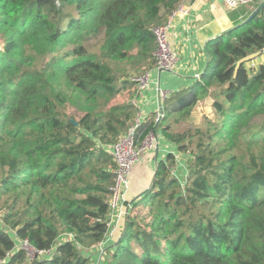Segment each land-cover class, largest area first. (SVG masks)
I'll list each match as a JSON object with an SVG mask.
<instances>
[{"label": "trees", "instance_id": "16d2710c", "mask_svg": "<svg viewBox=\"0 0 264 264\" xmlns=\"http://www.w3.org/2000/svg\"><path fill=\"white\" fill-rule=\"evenodd\" d=\"M182 1L0 0V264H92L85 251L109 230L108 148L136 118V79L156 68L153 31ZM241 7L234 25L252 12ZM205 48L157 124L185 175L174 154L157 162L102 264H264V9ZM155 125L137 128L136 148Z\"/></svg>", "mask_w": 264, "mask_h": 264}, {"label": "crops", "instance_id": "0c3cea01", "mask_svg": "<svg viewBox=\"0 0 264 264\" xmlns=\"http://www.w3.org/2000/svg\"><path fill=\"white\" fill-rule=\"evenodd\" d=\"M183 7L185 14L177 15L167 27V39L171 48L177 53L176 68L172 73L156 68L147 73L148 85L138 89L133 100L137 109L136 117H140L141 120L153 119L162 108L157 89L168 92L178 91L189 86L201 75L208 61L203 50L204 43L233 27L235 19L238 18H235L234 10L230 11L225 7L222 0H184ZM248 10H253V7L248 8ZM242 17L240 15L239 18ZM259 61H264V54L254 57L253 63ZM180 124L182 123L175 126V132L179 133L186 130L178 131L177 127ZM155 132L157 134L156 145L141 150L138 162L131 168L127 187L119 199L117 212L120 216L112 223L108 239L112 235L116 238L120 229L123 230L122 226L128 204L139 200L142 194L150 188L157 162L171 153L174 154L178 163L182 162V166L184 164L185 154L177 152L174 145L162 137L157 127ZM140 148L142 149V145ZM177 171H180V175H176L177 178L185 175L184 166L183 169L180 167Z\"/></svg>", "mask_w": 264, "mask_h": 264}, {"label": "built area", "instance_id": "2783aa9c", "mask_svg": "<svg viewBox=\"0 0 264 264\" xmlns=\"http://www.w3.org/2000/svg\"><path fill=\"white\" fill-rule=\"evenodd\" d=\"M183 1L181 5L169 16L166 25L156 28L153 31L157 42L154 56L156 59V69L158 70L172 73L176 68L178 59L177 53L171 48L170 43L167 39V27L177 15L185 14ZM257 1L260 2L261 0H222L225 7L230 11L236 10L241 6H246ZM136 81L138 82L139 90L146 87L148 85V74L137 78ZM169 93L170 92L168 91L157 89L158 98L161 102L166 99ZM161 117L162 111L157 112L154 117L155 122L158 123ZM145 121H148V119L141 120L140 117H136L133 124L124 133V135L119 138L116 144L108 148V152L110 153L116 164V169L114 171V184L111 188L112 197L109 201L110 212L107 222V226L109 228L108 234L110 233V230L112 228V223H114L115 220H117L120 216V214L117 212L119 199L121 198L124 189L127 187L128 176L131 172L132 166L139 160L140 151L144 148H152L157 143V134L153 129L142 142V149L136 148L134 146L133 142L135 131ZM130 205L131 204H128L126 209H129ZM127 212L128 210L125 212V216ZM108 234L106 235V238ZM22 248L24 250H26L25 248H27L28 251H30L29 257L33 256L34 252L31 251L30 248L26 246V244H23ZM49 252L50 251L38 252L37 254L40 256H44L48 255Z\"/></svg>", "mask_w": 264, "mask_h": 264}, {"label": "rangeland", "instance_id": "374dc122", "mask_svg": "<svg viewBox=\"0 0 264 264\" xmlns=\"http://www.w3.org/2000/svg\"><path fill=\"white\" fill-rule=\"evenodd\" d=\"M258 2V1H257ZM256 2H254V3H251V4H248V5H246V6H242L241 7V9H243L244 11H247L248 10V8L250 9L251 7H253L254 6V4H255ZM0 48H1V45H0ZM208 105L206 104V105H203V106H200L199 107V109L198 110H196L195 111V114H194V118H193V120H192V122H199V121H202V119H203V115L204 114H208L209 113V108L207 107ZM161 120V119H160ZM159 120V121H160ZM192 122L190 121V122H182V124H180L178 127H177V130L178 131H182V130H184V129H187V128H189L190 127V124H192ZM181 167V169H183V166H182V162H179L178 163V166H177V169L178 168H180ZM177 169L174 171V175L176 176H178V174H179V172L180 171H177ZM180 175V174H179ZM127 215V214H126ZM1 216V215H0ZM123 226H124V224H123ZM122 226V227H123ZM121 230H122V228L120 229V231L118 232V234H117V236H116V238H115V236L114 235H112V237L110 238V239H108V236H107V238H106V240L101 244V245H98L97 247H93V248H90V249H88V250H86L85 252H87L86 254L87 255H91L90 257H91V263L92 264H102V259H103V257H102V255H103V252H104V248H106V247H110V246H112L113 245V243L114 242H118L119 240H118V238H120L121 237ZM113 236H114V238H113ZM26 249V251H27V255L28 256H30V251H28V249L27 248H25ZM102 250V251H101Z\"/></svg>", "mask_w": 264, "mask_h": 264}, {"label": "water", "instance_id": "95a60500", "mask_svg": "<svg viewBox=\"0 0 264 264\" xmlns=\"http://www.w3.org/2000/svg\"><path fill=\"white\" fill-rule=\"evenodd\" d=\"M263 9H264V0H261L260 2H259V4L252 10V12L249 14V16L245 19V20H243L242 22H240L239 24H236V25H234L233 27H231V28H229L228 30H226L225 32H222L221 34H219V35H217V36H220V35H223V34H225V33H227V32H229V31H231V30H233V29H235V28H238L239 26H241V25H243V24H245V23H248L249 21H251L256 15H258L260 12H262L263 11ZM217 36H215V37H217ZM214 38V37H213ZM211 39V38H210ZM207 42V41H206ZM206 42L204 43V45H203V50H204V52H205V54H206V56L208 57V53H207V51H206V48H205V44H206ZM207 64H208V61H207V63H206V66H207ZM200 77V76H199ZM198 77V78H199ZM197 78V79H198ZM160 111H162V108H160ZM156 127H157V124L154 126V130L156 129ZM156 153H157V150H156ZM157 155V154H156ZM155 170H156V168H155ZM154 175H155V171H154ZM153 180H154V176H153V178H152V182H153ZM149 190V189H148ZM147 190V191H148ZM146 191V192H147ZM146 192H144V193H146ZM144 193L142 194V196L144 195ZM128 209H126V211H127ZM118 242H116V244H117ZM115 244V245H116Z\"/></svg>", "mask_w": 264, "mask_h": 264}]
</instances>
